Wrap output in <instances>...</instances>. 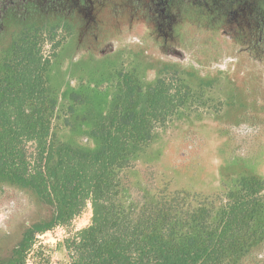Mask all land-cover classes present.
I'll return each mask as SVG.
<instances>
[{
	"label": "trees",
	"instance_id": "16d2710c",
	"mask_svg": "<svg viewBox=\"0 0 264 264\" xmlns=\"http://www.w3.org/2000/svg\"><path fill=\"white\" fill-rule=\"evenodd\" d=\"M157 2L194 32L198 61L242 65L247 88L232 91L229 140L244 151L246 136L264 134V0ZM239 11L244 38L216 41ZM71 32L58 18L0 35V221L19 213L23 196L47 212L23 222L0 264H25L36 235L70 224L87 202L90 224L64 242L70 264H263L264 176L250 171L202 196L173 184L159 160L168 127L195 102L222 106L201 98L220 88L218 76L166 64L149 80L153 62L141 51L102 53L87 41L83 52ZM254 156L262 161L264 149Z\"/></svg>",
	"mask_w": 264,
	"mask_h": 264
},
{
	"label": "flooded vegetation",
	"instance_id": "af4514ba",
	"mask_svg": "<svg viewBox=\"0 0 264 264\" xmlns=\"http://www.w3.org/2000/svg\"><path fill=\"white\" fill-rule=\"evenodd\" d=\"M135 3L141 4L145 9L136 7ZM146 3H149L148 6ZM161 8L157 0L154 2L151 0H0V35H9L14 28H26L33 24L45 25L61 18L63 25L72 30L71 33L76 39L74 43L77 44L75 48L78 50L85 52L88 47L87 41L92 37V41L89 42L101 46L102 53L120 49L141 51L149 62H153L146 72L149 80L154 78L162 65L166 64L170 67L174 66L179 72L193 73V75L211 72V76H218L217 82L221 84L223 81L224 84L213 92H204L201 98L213 97L221 102L222 106L215 110L209 105L202 106L201 102H195L190 110L191 117L178 120L173 126L168 127L164 139V154L160 156L162 159H159L161 163L172 169L169 174L172 176L174 174L171 179L173 184L197 195L214 196L226 190L225 187L230 181L254 171L258 163L254 155L256 148L264 149V134L251 136L256 141V145L247 152L231 145L232 142L229 140L233 131L231 120L238 106H236L237 100L231 102L230 97L235 93H232L233 89L235 91L247 88L242 65L237 66V63L229 58L210 63L198 61V55L194 50V32L185 33L175 24L171 16L166 14L164 8ZM102 12H106L113 21L104 22L100 19ZM145 14L150 19H154L153 22L150 21L151 25H147L142 19ZM124 16L128 17L126 21L123 19ZM106 31L107 36L100 38V33ZM182 35L185 37L182 38ZM259 84L262 86V81L259 80ZM209 118H214L212 125L217 128L220 141L218 138L216 141H208L205 123L210 120ZM186 127H194L195 129L192 130L194 132H184ZM191 139H194L196 149L202 147L210 150L207 155L209 158H205L206 161L212 158L223 160L219 164L220 177L217 187L202 191L185 183L184 174L189 176L188 180L194 182V179L200 177L202 165V159L196 156ZM184 144L189 145L193 150L191 157L176 162L178 165H175L172 158H176L177 148L182 149ZM218 150L222 152L219 153ZM184 168L187 170L182 173ZM3 223L2 219L0 225Z\"/></svg>",
	"mask_w": 264,
	"mask_h": 264
},
{
	"label": "rangeland",
	"instance_id": "374dc122",
	"mask_svg": "<svg viewBox=\"0 0 264 264\" xmlns=\"http://www.w3.org/2000/svg\"><path fill=\"white\" fill-rule=\"evenodd\" d=\"M99 17L104 22L113 21L107 15L106 12H102ZM123 19L124 21H126L128 17L124 16ZM191 20L192 19H188L185 24L187 25L189 29L194 30V20L193 21ZM245 24H246L245 15L242 11L241 12L239 11L236 15H233V17H231L230 22L224 23L218 27L216 41L220 43L225 42V41H227V43H231L232 41L236 39H239V38L242 39V37L244 38L245 32L242 29L245 28ZM106 33L107 31L105 33L103 32L100 33V38L101 36L106 37L107 36ZM89 41H92V37L89 39ZM221 84H224V82L222 81ZM262 86L264 88V80L262 81ZM209 119L210 120H207L205 123L206 132H208V138H209L208 141L209 142L216 141V138H218V140L220 141L221 137L216 132L217 128H215V126L212 125L213 124L212 120H214V118H209ZM186 128L184 132L186 131L194 132L192 130L195 129L194 127H186ZM191 140L193 142V146H194L193 148H195L194 152L197 153L196 156H199L200 159H202V165L200 167V173H199L200 177L198 179H194V182L188 180L189 176L184 174L186 176V178L183 177L185 183L188 185H191L192 188L195 187L198 190H202V191L209 189V188L217 187L219 184V177H220L219 170H218L220 166L219 164L223 160L220 158L217 160H214L212 158L206 161L205 158L208 157L207 155L210 150L208 148H202V147L196 149L197 145H195L194 139H191ZM242 142H243L242 143L243 147H245L244 151L246 152L249 151L250 146L256 145V141L254 140V138L249 135L246 136V139H244ZM184 145L185 146H183L182 149L180 150L179 148H177V151L175 152L176 158L175 159L172 158L173 160L172 162H175V165H178L177 164L178 162L182 160H186L188 157H191L193 150H191L189 145L187 144H184ZM26 150L28 154H32L33 146L31 144H27ZM238 150L242 151L240 148ZM221 152L222 151H219V153ZM166 153L167 152H165V154ZM178 154H180L179 155L180 157L178 156ZM204 161L206 162L204 163ZM185 170L187 169L184 168L181 172L183 173L185 172ZM253 170L259 175L264 176V159L262 161H259ZM28 197H30L29 194H28ZM89 205L91 207L90 203L86 204V206L83 208L82 213L78 216V218L77 217L75 218L74 222H70V224L66 226L57 225L50 229L54 231L53 233L58 234V236H54L55 239L57 238L56 242L52 241L53 235L45 236L42 239H38L37 237H35L34 246L29 250V252L26 254V257H25L27 264H70L69 258L67 256V252L64 247V242L65 240L73 236L76 232L87 227L90 224L91 217L87 225H84L87 222V218H89V214H90ZM17 209H19V213L12 215L8 223L4 225L1 224L2 226L0 227V244H1L0 245V255L7 253V251L12 247L14 242L17 239H19V236H20L19 229L24 221L28 219L31 221H38L41 219V217L43 218L47 215L45 208H43L40 205L38 206L36 203H31L30 201H27L24 196L22 199H20L19 206ZM91 216H92V212H91ZM58 226H63L65 228V234L67 236L64 235L62 231L57 229ZM9 230H11L12 233H10L8 236H4V234H6V232H8Z\"/></svg>",
	"mask_w": 264,
	"mask_h": 264
},
{
	"label": "built area",
	"instance_id": "2783aa9c",
	"mask_svg": "<svg viewBox=\"0 0 264 264\" xmlns=\"http://www.w3.org/2000/svg\"><path fill=\"white\" fill-rule=\"evenodd\" d=\"M87 203H89V202H87ZM89 207H90V205H89ZM89 212H90V214H89V218H87V222H86V224H84V225H87V223H88V221H89V219H90V217H91V212H92L91 207H90ZM77 218H78V217H77ZM74 221H75V219H74L72 222H74ZM57 229H59L60 231H62V233H63L64 235H66V234H65V228H64L63 226H58ZM79 231H80V230H79ZM53 232H54L53 230H48V231H46V232H44V233L37 234L36 237H37L38 239H42V238L45 237V236H52V235H53V236H52V237H53V238H52V241H53V242H56L57 238L55 239L54 236H58V234H57V233H53ZM66 236H67V235H66ZM25 264H27V261H26Z\"/></svg>",
	"mask_w": 264,
	"mask_h": 264
}]
</instances>
